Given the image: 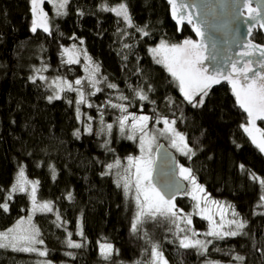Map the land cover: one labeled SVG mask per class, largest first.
<instances>
[{"label":"trees","instance_id":"16d2710c","mask_svg":"<svg viewBox=\"0 0 264 264\" xmlns=\"http://www.w3.org/2000/svg\"><path fill=\"white\" fill-rule=\"evenodd\" d=\"M120 3L128 6L135 27L101 10V5ZM45 5L51 34L30 30L31 0H0V202L23 169L29 181H39L38 202H51L53 208L33 213L30 195L14 194L8 201L9 211L0 209V232L31 216L44 241L37 247L47 255L0 248V264H155L154 246L169 264H241L235 259L238 255L245 257L243 264H264V210L260 212L258 206L264 193L249 176L251 172L264 179V153L240 127L247 116L236 103L231 85L212 86L204 106L193 108L183 102L177 83L149 52L161 40L173 44L196 40L193 32L186 27L180 31L165 0H70L67 14L59 16ZM145 26L149 36L136 31ZM253 40L264 44L261 32H255ZM73 46L81 52L78 64H69L63 57V50ZM87 59L107 78L101 83L106 88L93 97L92 107H81L79 118L73 92L49 102L47 97L53 94L47 81L30 79L44 74L75 81L84 75ZM108 83L117 88H108ZM139 88L155 103L136 97L134 90ZM121 95L128 99L120 100ZM168 97L175 104L170 105ZM112 104L148 115L153 124L157 116L176 120L175 127L197 151L192 159L178 157L179 163L192 169L211 197L228 202L243 217L246 226L241 235L213 238L207 251L197 253L179 246L187 235L180 231L185 228L182 220L173 224L160 216L141 217L138 231L132 230L138 212L134 193L125 195L123 187L117 186L115 168L105 173L107 164L136 156L139 148L119 130V114L109 107ZM89 123L91 134L85 131ZM109 123L113 125L110 134H98ZM77 129L79 137L74 135ZM186 199L176 198L181 215L191 213ZM192 217L195 230L206 229V221ZM68 233L83 246L69 247ZM101 243L113 245L108 260L100 255Z\"/></svg>","mask_w":264,"mask_h":264},{"label":"snow or ice","instance_id":"6c2138e0","mask_svg":"<svg viewBox=\"0 0 264 264\" xmlns=\"http://www.w3.org/2000/svg\"><path fill=\"white\" fill-rule=\"evenodd\" d=\"M49 3H53V0H47ZM171 7V14L173 18H177V22L182 24L185 20L189 24H192V13L186 11L189 8V5L185 3V0H167ZM247 3H251V0H246ZM45 3V0H31V12L33 14V21L31 26V31L35 33L37 29H42L45 33L51 34V28L48 24V14L43 10L42 5ZM69 0H58V3H54L56 9V14L66 15L64 11ZM179 9V12H178ZM102 11L115 13L117 17L122 18L126 22L128 27H135L132 22V17L129 13V9L126 4L120 3L118 6L109 7L106 5H101ZM80 15H83L81 12ZM249 25L247 29V34L245 40L241 43L240 47L242 51L237 54L236 59H231L229 61V67L225 71L217 70L212 73L209 72L208 68L205 67L203 61L206 57L203 55V52L206 48V45L203 43V40H193L185 39L182 43L169 44L165 40H161L158 46L152 47L149 49V52L152 54L153 59L157 64H163L168 73L171 75L173 81H175L179 87V91L182 95L183 102L191 105L193 108H202L205 104V100L211 91L213 85L221 83L222 80L227 81L231 85V91L235 97L236 103L239 105V108L246 113L247 119L246 122L241 124L240 127L245 133L251 138V142L256 145L260 152L264 153V129L257 126V121H264V44H258L252 39V29L259 24L261 34L264 35V15H261V12L257 9H250L249 16ZM193 28L197 36L203 37V32L201 28L193 24ZM136 31L143 34V36H149L150 33L146 30L145 27H136ZM82 43V41H81ZM124 47H129L124 45ZM71 51H75V46ZM65 53H70V50L65 48ZM68 63H78V60L73 59L72 55H69ZM255 66V67H254ZM259 69V70H257ZM41 70H37L39 72ZM95 71H99L98 66H96ZM39 78L41 81L46 80L47 78L40 75L39 77L33 76L30 79L35 83L36 79ZM107 79L106 77L104 78ZM100 81L96 80L93 77L92 87L95 88L96 84ZM82 81L77 79L75 81L76 85H81ZM55 84L59 87L60 91L64 90V87L60 86L59 79L52 81L49 84L51 88ZM63 85L66 86L69 91H76L80 94V100L77 102V118L80 116V103H86L84 93L78 89L73 88L72 83L64 81ZM108 88L116 89L117 85L109 83L107 84ZM101 91V89L96 88V92ZM135 91V96L138 97L141 101H149L148 92L153 91L152 86L148 85V92L144 91L143 88H139ZM95 92H92L91 95H95ZM54 99H60V95L57 92L54 95H49L47 100L49 102ZM120 100H127L126 96L121 95ZM150 103H155V101H149ZM167 102L175 104V101L172 97L167 98ZM71 103V101H69ZM112 107L119 108L122 112H127V107L123 104H112ZM88 107H92L91 104H88ZM92 117H88L90 121ZM131 128L133 133L139 131L141 133L140 137V148L141 152L144 153L139 158L128 157L127 167L122 169V175L118 173L120 179L117 181V186H122L125 195H128L132 188H135V201L138 208L135 221L132 223V230L138 231V225L143 221L141 217H146L148 219L155 220L157 216L167 218L171 220L173 224L177 220L184 221L187 225L192 224L191 215H181L183 213L182 209H177L173 203V198H165V195L161 193L154 185L151 184V173H152V159H151V147L150 142L155 137L150 136L146 131L147 122L152 120V117L148 115L143 116H132ZM129 120V115H124L118 119L119 128L121 133L124 132L126 128V122ZM155 124H163L164 127L159 129L161 135H166L172 146L177 147L178 150L192 159L196 156V149L188 143V137L185 133L180 132L176 127V120H169L167 117L157 116ZM101 124L103 120L101 119ZM113 128L112 124H107L106 127H102L98 134H105L106 132L110 134L111 129ZM85 131L88 134L92 133V126L89 123ZM80 130L77 129L74 132V135L79 137ZM147 138V140H146ZM128 139H135V135L128 136ZM195 144H199L198 140H194ZM147 144V146H146ZM108 141H105L104 147H107ZM211 157H209L210 159ZM121 162L119 160L115 161L114 164L110 163L106 165V168L109 172H106L105 175L111 174L110 170L113 168L120 169ZM239 168L244 171L245 166L243 164L239 165ZM54 174V169H53ZM180 174L184 180L188 181L192 186L191 191H188L187 188L183 189L186 194L191 195V198L194 201H197L196 208L200 209V212L205 211L201 208L200 201H203L205 204L208 203L209 194L206 192V189L203 185L199 184L196 180L195 175L191 168L181 167ZM249 176L254 182H257L264 193V179L258 177L255 173L249 172ZM39 181H28L24 179V171L20 170L18 178L15 184L10 186L6 192L5 199L3 202H0V209H3L4 212L9 211V203L14 194L17 193H26L29 190L25 187L26 184H31L30 195L32 201V211L36 212L37 210L44 212H52L53 208L51 202H45L42 204L37 203L36 198V185ZM180 189L178 188L177 191ZM200 194V195H197ZM68 199L71 200V194L68 195ZM260 204L258 206L264 207V194H261ZM212 204L219 207L218 201H211ZM227 207L231 208V205ZM232 216L234 219L228 221L230 225L235 226V230L229 231H220L218 229L223 227V224L216 225L213 221L214 227L212 230L206 233L207 236L224 238L225 236H237L241 235V230L246 226V222L243 221L237 212L233 210ZM206 219H212L211 216L205 217ZM56 220L60 221V216L57 214ZM221 220H223V215H221ZM24 225H27L26 227ZM58 226H60L58 224ZM181 232L185 231L180 229ZM191 231V229H189ZM41 233L39 228L32 224V217L29 216L27 221L21 218L17 222L16 228H10L6 232H0V248H11L13 251H21L26 253L38 252L40 256H46L47 252L39 251L36 245H43V239H40ZM69 239L67 244L71 248H81L83 245L81 243L73 242L71 240L72 233L67 234ZM80 236H83V232L79 233ZM193 235H198V233L193 232ZM211 241L203 240H192L189 236L185 235L182 239L179 240V246L188 249V248H199L202 252L207 251V244H210ZM100 255L108 260L113 252V245L110 243H102L99 245ZM71 256L72 253H67ZM152 255L154 257H162L161 253L156 251L154 246L152 250ZM235 259L240 261L243 264L245 257L236 256ZM163 264H167V261L164 260Z\"/></svg>","mask_w":264,"mask_h":264},{"label":"water","instance_id":"95a60500","mask_svg":"<svg viewBox=\"0 0 264 264\" xmlns=\"http://www.w3.org/2000/svg\"><path fill=\"white\" fill-rule=\"evenodd\" d=\"M185 3L189 5L186 11L192 13V24L187 20L183 23L196 24L201 28L203 37L197 36L194 28L193 33L197 41L202 39L206 45L203 63L212 73L227 70L230 58L236 59L242 51L240 45L247 34L250 9H257L264 15V0H251V3L246 0H185ZM248 8V14H244L243 11ZM170 15L177 24V18L171 14V7ZM258 29L259 24L252 29V36ZM222 83L228 82L222 80L219 84ZM151 181L166 199L172 197L174 200L185 193L183 189H188L187 182L179 176V158L165 143H160L156 148Z\"/></svg>","mask_w":264,"mask_h":264},{"label":"rangeland","instance_id":"374dc122","mask_svg":"<svg viewBox=\"0 0 264 264\" xmlns=\"http://www.w3.org/2000/svg\"><path fill=\"white\" fill-rule=\"evenodd\" d=\"M70 2V0H69ZM54 3H58V0H53V3H49L47 2V0H45V3L42 5V8L43 10L48 14V12L46 11L45 7L46 5L45 4H48L53 13L56 14V9L54 7ZM69 4V3H68ZM67 4V6H68ZM67 6L66 8L64 9V11L66 12L67 10ZM128 7V6H127ZM129 9V8H128ZM130 13V11H129ZM115 14V13H114ZM49 15V14H48ZM57 15V14H56ZM131 15V13H130ZM132 17V16H131ZM122 19V18H121ZM133 22V20H132ZM48 23H49V17H48ZM126 23V22H125ZM168 42V41H167ZM160 43V42H159ZM158 43V44H159ZM169 44H173V43H170L168 42ZM155 45L153 47H156L158 46ZM70 50V53H65L64 50H63V57H64V60L67 62L68 59H69V55H72L73 59L75 60H78L80 61V58H81V52H78V49H75V51H71L73 49V47L71 48H67ZM151 54V53H150ZM152 56V54H151ZM68 63V62H67ZM79 63V62H78ZM78 63H69V64H78ZM162 65L165 69L166 67L163 65V64H160ZM84 68V75L79 79L82 81L81 85H76L75 84V81H71V80H68V79H65V78H62L58 75H54V76H49L46 81L48 83V86L49 84L52 83V81H56L59 79V82H60V86L61 87H64V90L63 91H60L59 87H57V85L53 84L52 87H51V90H52V94H56L57 92L59 93L60 95V98L63 97L64 94L68 93V92H73V94L75 95L74 97V105L75 107L77 108V102L80 100V94L79 92H76V91H69L67 90L66 86L63 85V82L64 81H67V82H70L72 83L73 85V88H78L80 89L83 93H84V96H85V100H86V103H80L79 104V109H80V115L81 113L83 112V110L81 109V107H88V104H95V101H94V96L96 95H91L92 92H95V93H98L96 92V88H106L105 85L106 83L102 84V82H105V79L100 75V70L97 72L95 71V68H96V65L92 64L88 59L86 60V63L84 64L83 66ZM167 70V69H166ZM42 76L46 77L44 74H42ZM93 77L100 81L99 83L96 84L95 88L92 87V80H93ZM109 84V83H108ZM93 103V104H92ZM95 106V105H94ZM109 107H112V106H109ZM115 108V107H114ZM118 114H119V118H121L122 116L124 115H129V120L126 122V128L124 130V134L126 135V137L128 138V136L130 135H135V139H129L131 140L132 142H135L139 148V152L136 156H131V157H134V158H139L141 157L142 155H144V153L141 152V148H140V137H141V133L139 131H136L135 133H133V130L131 128V124H132V119L131 117L134 115V116H143L144 114H132L130 112H122L119 108H116ZM112 124V123H110ZM119 125V124H118ZM257 126L264 129V121H257ZM164 125L163 124H153L152 120L148 121L147 122V128H146V131L149 133L150 136H154L155 138L153 140H151L150 142V147H151V159L153 161L152 163V171H153V165H154V162H155V151H156V148L158 147V145L161 143V142H164L167 144V146L172 150L174 151L178 157H186L185 155H183L177 147H174L172 146V143L170 141V139L166 136V135H161L159 133V129L163 128ZM119 128V126H118ZM113 129V128H112ZM120 130V128H119ZM122 133V134H123ZM247 134V133H246ZM251 139V138H250ZM147 140V138H146ZM147 146V144H146ZM256 146V145H255ZM127 164H128V158L121 162V168L120 169H117L115 168L116 170V174L118 176V179H120V176L118 175V173L120 175H122V169L124 167H127ZM182 165L179 163V176L183 179V177L181 176L180 174V169H181ZM152 174V173H151ZM24 179L28 180L26 175L24 174ZM184 180V179H183ZM29 181V180H28ZM186 181V180H184ZM187 184H188V191H191V185L189 184L188 181H186ZM151 184H152V181H151ZM153 185V184H152ZM31 184H26L25 187L29 190L27 193L30 195V189H31ZM130 192H133L134 193V200H135V188H132ZM197 195H200V194H197ZM184 198H187L186 201L191 203V213H187V215H196L198 216L200 219H202L203 221H206V229L203 230V231H197L194 229L193 227V217L191 215V219H192V224L191 225H187L184 221H183V224L185 226V228H183L186 232H187V236H189L192 240H196V239H199V240H203V241H212L213 238H218V237H211V236H207L206 233L209 232L210 230H212V228L214 227V224H213V221H215V224L216 225H220V224H223V227L218 229L220 231H229V230H235V226L234 225H230L228 223V221L234 219V217L232 216V212L233 210H235L233 207L229 208L227 207L228 205H231L229 204L228 202H225V201H220V200H217L213 197H211L209 195L208 197V203H204L203 201H200V204H201V208L205 209V211L203 212H200V209H197L195 206L197 204V201H194L192 198H191V195H188L185 193H183L181 195ZM31 197V195H30ZM36 198H37V185H36ZM218 201L219 202V207L217 205H214L211 203V201ZM136 202V201H135ZM37 203L38 204H42V203H39L38 200H37ZM173 203L175 204L176 208H178V203L176 201V199L173 200ZM260 204V202L258 203V205ZM232 206V205H231ZM33 207V206H32ZM260 207V206H259ZM262 208V210L260 212H263L264 210V207H260ZM36 212L38 213H44V212H47V211H44V212H41L39 210H37ZM236 212V210H235ZM34 213V212H33ZM186 213H184L185 215ZM239 214V213H238ZM221 215H223V220H221ZM208 216H211L212 219H206L205 217H208ZM239 217L244 221L243 217L239 214ZM25 221H27V219H24ZM33 224V223H32ZM25 227L27 225H24ZM17 227V223L15 224L14 227L12 228H16ZM189 229H191V231H189ZM193 232L195 233H198V235H193ZM225 237H232V236H225ZM79 243V242H77ZM102 244V243H101ZM210 244H207V249L209 247ZM39 246V245H36V247ZM38 248V247H37ZM114 249V248H113ZM194 249L197 253H203L199 248H192ZM39 250V248H38ZM205 252V251H204ZM113 253V252H112ZM160 253V252H158ZM167 259L162 256V257H155V264H163V261ZM45 264H52V263H45ZM167 264H169V262L167 261ZM211 264H217V263H211Z\"/></svg>","mask_w":264,"mask_h":264},{"label":"flooded vegetation","instance_id":"af4514ba","mask_svg":"<svg viewBox=\"0 0 264 264\" xmlns=\"http://www.w3.org/2000/svg\"><path fill=\"white\" fill-rule=\"evenodd\" d=\"M165 2H166V4L168 5L169 14H170V5H169V3H168L166 0H165ZM248 12H249V8H248L247 10H244V11H243L244 14H248ZM170 16H171V15H170ZM176 25L179 26L180 31H182L183 28L186 27V28H188L190 31L193 32V25L184 24V23H182V24L177 23ZM255 32H261V30L258 29V30H255L254 33H255ZM193 34H194V33H193ZM263 36H264V35H263ZM252 39H253V36H252ZM254 42H255V40H254ZM256 43H257V42H256ZM228 84H229V83H228Z\"/></svg>","mask_w":264,"mask_h":264}]
</instances>
